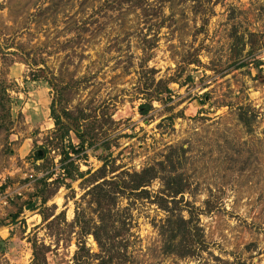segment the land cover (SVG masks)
I'll return each instance as SVG.
<instances>
[{
    "label": "rangeland",
    "instance_id": "obj_1",
    "mask_svg": "<svg viewBox=\"0 0 264 264\" xmlns=\"http://www.w3.org/2000/svg\"><path fill=\"white\" fill-rule=\"evenodd\" d=\"M151 74L168 90L142 114ZM0 77L9 96L0 103V264H30L39 210H64L71 220L78 206L94 215L84 193L90 180H53L55 149L35 158L53 128L49 104L59 87L61 104H81L89 114L82 126L91 120L96 142L107 145L86 148L80 169L105 162L109 177L161 160L190 181L184 198L201 208L206 246L186 257L162 251L158 177L147 197L117 199L128 205L134 261L264 264V0H0ZM51 169L47 200L27 207ZM34 231L50 241L44 227ZM86 242L96 249L92 235ZM75 247L72 238L49 264H68Z\"/></svg>",
    "mask_w": 264,
    "mask_h": 264
},
{
    "label": "trees",
    "instance_id": "obj_2",
    "mask_svg": "<svg viewBox=\"0 0 264 264\" xmlns=\"http://www.w3.org/2000/svg\"><path fill=\"white\" fill-rule=\"evenodd\" d=\"M247 62H240L237 65ZM150 70L153 72L154 68ZM49 81L56 87L51 82V77ZM150 85L152 88L141 90L145 100L137 104L139 113H146L152 107L151 100L168 90L167 81L162 78L155 80L154 75L151 77ZM7 88L8 84L0 77V103L3 108L9 100ZM59 97L60 87L57 88V95L52 97L49 104L53 128L49 130L47 143L40 146L41 154L35 158L44 159L50 149H55L60 170L53 180H59L66 186L70 185L69 180L77 177L90 180L87 183L89 187L84 193L89 194V199L95 203V210L94 215L90 216L84 210H78L76 206L71 220L66 219L64 210L57 213L39 210L41 222L34 226L32 236L27 237L31 243L30 264H49L50 256L65 257L66 252L61 251L60 247L67 248L72 238L76 247L66 258L68 264H140L134 261L125 239L128 237L131 225L129 214L126 212L128 205L119 206L117 199L120 196L131 197V195L147 197L150 194L148 184L158 177L162 180V186L155 192V199L166 211L165 217L159 224L162 251L173 253L178 257H186L193 256L204 248L207 243L203 238V227L199 221L201 208L193 203L189 204L184 198V192L190 188L187 175L176 170L165 171L161 160L156 165L146 164L140 169L118 167L110 170L114 173L109 177L105 171V162L94 170L80 169L77 159L87 156L86 148L95 149L104 146L105 140L96 142L99 136L98 132L93 131L94 125L91 120L82 126V119L86 121L89 114L83 111L81 104L70 109L61 104ZM54 173L55 170L51 169L38 178L39 184L26 200L27 207L34 208L37 197L40 198L41 203L47 200L43 192L47 179ZM4 186L5 184H1L0 189ZM19 209L20 207L13 214L14 216ZM41 226L44 227L45 235L50 241L45 242L37 236L34 230ZM89 235H92L96 242V249H92L87 244L86 237Z\"/></svg>",
    "mask_w": 264,
    "mask_h": 264
}]
</instances>
